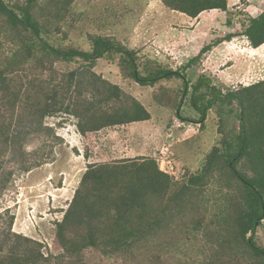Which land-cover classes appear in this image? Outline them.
I'll return each mask as SVG.
<instances>
[{
    "label": "trees",
    "instance_id": "16d2710c",
    "mask_svg": "<svg viewBox=\"0 0 264 264\" xmlns=\"http://www.w3.org/2000/svg\"><path fill=\"white\" fill-rule=\"evenodd\" d=\"M73 1L0 0V16L6 25L3 32L15 46L0 67V156L8 151L21 155L26 136L47 130L42 124L44 117L58 112L74 116L82 136L106 127L148 120L150 113L137 99L92 71L96 61L111 52L122 56L128 65V75L139 84L153 85L161 79L181 78L183 95L187 94L189 83L179 70L157 66L141 74L136 64L137 51L108 37L89 35V50L51 45L44 36L60 30L59 22ZM160 1L166 8L191 18L206 10L226 12L228 3L227 0ZM226 23L229 25L230 20ZM240 25V34L252 48L264 44V9ZM233 36L230 33L226 39ZM209 49L210 45L202 47L188 63L198 60ZM76 61L82 64L67 73L65 82L31 79L28 85L26 82H20L18 87L13 85L14 76H27L30 62L50 74L55 72V62ZM34 82L35 91H30ZM190 102L199 111L200 126L213 107L219 127L225 114L237 120V131L224 135L210 149L196 174L186 181L174 182L155 159L144 156L89 163L61 220L55 222L53 244L57 252L43 255L39 241L18 233H0V264H89L85 254L92 249L102 258H120L124 263L134 261L144 248L149 258L168 256L175 246L162 241L160 233L173 231L175 217H184L187 210L197 209L199 202L203 203L206 187L216 173L223 179L219 191V205L223 208L213 215L216 231L206 230L203 220L194 226L196 231L203 230L212 245L202 262L215 264L221 262L222 254L231 258L245 254L264 264V248L252 239L264 219V79L222 93L209 79L199 77L192 86ZM26 161L25 171L37 165ZM13 219L10 215L8 228ZM185 225H190V221ZM159 259H153L152 264H161Z\"/></svg>",
    "mask_w": 264,
    "mask_h": 264
},
{
    "label": "rangeland",
    "instance_id": "374dc122",
    "mask_svg": "<svg viewBox=\"0 0 264 264\" xmlns=\"http://www.w3.org/2000/svg\"><path fill=\"white\" fill-rule=\"evenodd\" d=\"M227 1L226 12L206 10L195 18L166 8L160 0H74L71 3L65 18L59 22L60 30L44 36L51 45L89 50V35L108 37L137 51L136 64L141 74L157 66L179 70L189 83L187 94L183 95L181 78L161 79L153 85L139 84L128 75V65L118 53L111 52L98 59L92 69L95 75L119 85L137 99L150 118L82 136L74 116L61 112L45 116L43 128L51 131L29 133L21 155L8 151L0 156V233H18L39 241L43 255L56 253L55 222L61 220L89 163L151 157L178 183L201 169L210 149L224 135L237 131V120L225 114L219 127V117L213 107L200 126L199 111L190 102L192 86L199 77H204L223 93L264 79V44L253 50L240 34V23L249 16H257L264 9V0ZM3 30H6L5 19L0 16V67L15 48ZM230 33L234 36L227 40L226 35ZM207 45H210L208 51L188 63ZM32 64H28L27 76L13 77L14 86H20V82L28 85L31 79L65 82L67 73L82 62H55V72L50 74ZM36 82L30 91H35ZM26 160L37 165L25 171ZM222 180L216 173L206 187L203 203L199 202L197 209L187 210L184 217L176 215L173 231L160 233L162 241L175 246L172 254L149 258L144 248L134 261L124 263L120 258H102L92 249L86 252V261L89 264H152L153 259L160 258L161 264H209L202 261L204 253L211 252L212 245L202 234L203 230L196 231L194 226L203 220L206 230L216 231L213 215H218L223 208L219 205ZM10 215L14 219L8 228ZM188 221L190 225H185ZM252 239L264 248V219ZM215 264H258V261L245 254L232 258L222 254L221 262Z\"/></svg>",
    "mask_w": 264,
    "mask_h": 264
},
{
    "label": "crops",
    "instance_id": "0c3cea01",
    "mask_svg": "<svg viewBox=\"0 0 264 264\" xmlns=\"http://www.w3.org/2000/svg\"><path fill=\"white\" fill-rule=\"evenodd\" d=\"M181 14H183V13H181ZM185 15V14H184ZM185 17H188V18H191V17H189V16H187V15H185ZM252 48V47H251ZM253 50L254 49H257V48H252ZM87 135V134H86Z\"/></svg>",
    "mask_w": 264,
    "mask_h": 264
}]
</instances>
